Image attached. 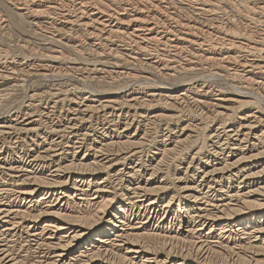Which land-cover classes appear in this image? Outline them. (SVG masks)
Instances as JSON below:
<instances>
[{
    "label": "bare ground",
    "instance_id": "1",
    "mask_svg": "<svg viewBox=\"0 0 264 264\" xmlns=\"http://www.w3.org/2000/svg\"><path fill=\"white\" fill-rule=\"evenodd\" d=\"M5 1L23 5L18 9L37 20V27L52 35L54 42L75 40L74 50L88 57L66 62L60 50L61 55H51L40 65H26L23 60L0 66V93L19 89L18 83L33 75L68 76L71 71L91 79V90L100 95L74 98L58 87L33 92L12 114L0 115V184L15 191L13 200L10 192L0 191V264H206L216 247L230 242L237 249L233 260L242 262L245 255L240 249L247 241L253 253L250 260L261 262L264 185L254 187L264 182V170L252 171V161L264 151V116L249 108L230 119L228 102L243 105L244 101L207 82L184 85L182 74L204 76L215 69L214 73L238 79L243 93L249 89L264 95V36L253 42L256 35L238 32L239 36L235 30L206 25L192 12L182 15L187 5L202 18L216 14L218 3L207 0ZM224 2L234 4V0ZM250 6L243 14L255 24L257 13L264 14V3ZM167 47L175 51L169 57ZM152 55L157 59L151 60ZM124 60L135 66L147 60L144 65L172 82L151 90L140 83L121 94L128 85L153 78L142 76L134 66L121 70ZM154 101L161 104L156 109L150 104ZM189 101L203 111L207 108L206 113L211 111L217 123L205 135L207 150L200 146L183 176L176 177L178 196L169 198L167 176L160 174H167L176 155L197 147L195 133L206 127L202 121L193 124L184 112L166 113ZM209 106L217 108L212 111ZM185 116L188 122L181 127L178 119ZM154 126L165 128L149 154ZM72 150L71 161L64 164ZM82 151V157L76 158ZM146 154L148 160L143 159ZM91 166L93 170L87 171ZM99 171L105 173L103 177L97 176ZM242 210L246 216L240 214ZM150 237L157 239V245ZM182 241L183 246H178ZM175 253L182 256L171 262ZM192 253L198 258L188 263Z\"/></svg>",
    "mask_w": 264,
    "mask_h": 264
},
{
    "label": "rangeland",
    "instance_id": "2",
    "mask_svg": "<svg viewBox=\"0 0 264 264\" xmlns=\"http://www.w3.org/2000/svg\"><path fill=\"white\" fill-rule=\"evenodd\" d=\"M3 1V2H2ZM175 0H173V2H174ZM243 1V2H242ZM176 2V4H178V0H176L175 1ZM174 2V3H175ZM207 2H211V3H218L217 5V9H216V11H215V13L216 14H213V15H206V17H205V15H203L204 17L202 18V15L201 16H197V15H195L194 14V12H195V10H190V6H186V12L184 11V10H182V15L183 16H185L186 14V16H189V14H191V12H192V16L194 15V16H196V18L199 20V22L200 21H202V22H204L205 21V23H206V25L207 24H209V25H219V26H221L222 28H224L225 30H230V31H232V30H235L234 32H235V34H237V35H241V34H238V32H240V33H242V35H243V32H244V35H246V36H249V35H252V36H255V38L256 39H258L259 37L261 38L262 36H264V25H263V23H262V21H264L263 19H264V14L263 13H257V15H256V18L258 19L257 20V22H255V24L254 23H251L250 21H248L247 19H245L246 17L244 16V14L243 13H246L245 12V9H247V7H248V5L250 6H252V7H254L255 5H260V4H262V3H264V0H234V4H232L231 5V7H230V5L229 4H225V2H224V0H207ZM236 2V3H235ZM22 3V2H21ZM223 3V4H222ZM255 3V4H254ZM258 3V4H257ZM242 4H244V5H242ZM16 5H18V6H16ZM20 6V7H19ZM173 6V5H172ZM222 6V7H221ZM227 6V7H226ZM233 6H235V7H233ZM236 6H237V8H236ZM250 6V7H251ZM18 7L19 8H21V7H23V5L21 6V4H10V3H8L7 1H5V0H1L0 1V66H2V68H3V65H5L4 67H10V65L11 64H19V63H22L23 62V60H24V62L23 63H25L26 62V65L29 63V64H32V65H40V63L41 64H43V62H45V61H50L49 59H50V57H51V55H61V51H63V53H64V55H63V57H64V59H66L65 61L66 62H73V60H74V62L75 61H82L83 60V56L85 57H88V54H83V53H78V52H76L74 49L75 48H73L72 46H74L75 45V40H69V41H67V40H64V41H58V42H54V39H53V37H51V36H48L47 34H46V32L44 31V30H42L41 31V29L42 28H40L39 27V25H38V27H37V20H32V18H27V15L24 13V11L23 10H21V9H18ZM181 7H184V5H181ZM187 7H188V9H187ZM229 7V8H228ZM239 7V8H238ZM17 8V9H16ZM220 8V9H219ZM224 8V9H223ZM226 8V9H225ZM241 8V9H240ZM233 9V10H232ZM238 11H237V10ZM180 10H181V8H180ZM190 10V11H189ZM220 10V12H218ZM223 10V11H222ZM224 10H226V13L228 14V15H226V13H223L224 12ZM229 10V11H228ZM235 10V11H234ZM232 11V14L230 13ZM244 11V12H243ZM23 13V14H22ZM189 13V14H188ZM240 13V14H239ZM242 13V14H241ZM220 14V15H219ZM224 14V15H223ZM262 14V15H261ZM222 15V16H221ZM241 15V16H240ZM214 16H215V18L216 19H214ZM218 16V17H217ZM234 16V17H233ZM263 16V17H262ZM209 17V18H208ZM211 17H212V19H211ZM232 17V18H231ZM3 18H5V19H3ZM200 18V19H199ZM221 18H223V19H221ZM229 18V20H227ZM230 18H231V20H230ZM2 19H3V22H2ZM26 19V20H25ZM203 19V20H202ZM205 19V20H204ZM218 19H219V21H218ZM225 19V20H224ZM260 19V20H259ZM5 20H7V21H5ZM30 20V21H29ZM32 20V21H31ZM41 20V22H42V20H44V19H40ZM214 20H216V21H214ZM221 20V21H220ZM227 20V21H226ZM240 20V21H239ZM34 21V22H33ZM210 21V22H209ZM212 21V22H211ZM213 21H214V23H213ZM222 21H223V23H222ZM226 21V22H225ZM237 21V22H236ZM261 22V23H259V22ZM4 22H6V23H4ZM31 22V23H30ZM201 22V23H202ZM208 22V23H207ZM235 24H234V23ZM44 23V22H43ZM205 23H203V24H205ZM260 24V26H259V24ZM3 24H5L4 26H3ZM32 24V25H31ZM39 24V23H38ZM228 26H227V25ZM242 24V25H241ZM244 24V25H243ZM258 24V25H257ZM257 25V26H256ZM261 25H262V27H261ZM31 26V27H30ZM34 26V27H33ZM226 26V27H225ZM245 26V27H244ZM247 26V27H246ZM36 27V28H35ZM229 29H228V28ZM231 27H232V29H231ZM234 27V28H233ZM260 27V28H259ZM40 28V29H39ZM236 28V29H235ZM256 28V29H255ZM37 30V32H39V33H35L36 32V30ZM254 29V30H253ZM262 29V30H261ZM252 30V31H251ZM258 31H260V32H258ZM42 32V33H41ZM233 32V31H232ZM233 32V33H234ZM245 32H247V33H245ZM254 33V34H253ZM261 34V35H260ZM241 35V36H242ZM258 35V36H257ZM50 38H52L53 40H51ZM47 39V40H46ZM50 40V41H49ZM253 42H257V41H259V39L258 40H252ZM52 42H54L53 44H52ZM63 43V44H59V43ZM44 43H47V44H44ZM50 43V44H49ZM66 45H65V44ZM59 45V46H58ZM84 45V44H83ZM84 47L85 48H87L86 47V45H84ZM162 48H163V46H161ZM52 48H54V49H52ZM60 48V49H59ZM168 48V51L165 53L168 57L169 56H171V55H173L174 53L173 52H175L174 51V49L172 48V47H167ZM172 48V49H171ZM51 49V50H50ZM56 49H57V51H56ZM170 49V50H169ZM54 50V51H53ZM61 50V51H60ZM173 50V51H172ZM53 51V52H52ZM56 51V52H55ZM60 53H59V52ZM52 52V53H51ZM171 52V53H170ZM49 53V54H48ZM58 53V54H57ZM46 55V56H43V55ZM83 54V55H82ZM49 55V56H48ZM38 56V57H37ZM42 56V57H41ZM154 56V57H153ZM31 57H32V59H31ZM37 57V58H36ZM85 57V58H86ZM149 57H151L150 59L151 60H155V59H157L156 57H155V55H152V56H149ZM33 58H35V59H33ZM43 58V59H42ZM46 58V59H45ZM81 58V59H80ZM16 59V60H15ZM27 59H28V61H27ZM79 59V60H78ZM12 60V61H11ZM22 60V61H21ZM86 60V59H85ZM148 60V59H147ZM147 60L145 61L144 60V62L142 61V63L141 64H139L138 66H135V65H133V64H131V63H129V62H127V61H125L124 60V64L122 63V68H120L121 70H123L124 69V71H130L131 70V68L134 66V68H136L137 70H138V72L139 73H141V75L143 76V75H152V77L153 78H151V80H149V79H146V78H144L145 80H147L146 82H144L145 80L144 79H141V80H143V81H141V80H138L135 84H132L131 86H127V88L125 87L123 90L121 89L120 91H119V93L121 92V94H123V92H124V94L130 89V88H132V87H139V86H141L142 84H143V86H144V89H145V87H147L146 89L147 90H151V89H155L156 87H158V86H162V84H164V85H167L166 84V82L168 81H166V78L164 77L163 78V75L160 73H157V72H155L154 70L152 71V69H150V68H148V66H146V65H144L146 62H147ZM15 61V62H14ZM19 63H18V62ZM34 61V62H33ZM40 61V62H39ZM86 61H88V59L86 60ZM141 65H143L142 67H141ZM147 67V68H146ZM140 68V69H139ZM145 69V70H144ZM151 71H150V70ZM133 70H135V69H133ZM145 71V72H144ZM210 71V72H209ZM208 72H205V73H203L204 74V76L202 75H199V76H197V77H195V74H188L187 76H183V74H182V77H186L187 79H188V77L190 78V77H193V80H192V82L193 83H191V81H189L190 79H186V78H183L182 80H184L185 81V83H184V85H197V83H205V82H207V85H209V86H213V87H216V89H219L220 87H221V89L220 90H222L223 92H224V94L226 95L227 94V96L228 97H231V98H235V99H237V100H242V101H244L245 103H243V105H240V104H238L236 101H229L228 103H229V105H230V108L228 109V110H226L227 111V113H229L230 114V119H234L235 117H238V115H240L241 114V112H243L244 110H246V109H249V108H254V110H259V112H256L258 115L259 114H261V115H263L264 116V95L259 91V93L260 94H258V92L256 93V91H252V90H246L247 92L245 93H243V90H241V88H242V85L238 82V79H234V78H230V79H228L227 77L228 76H226L225 75V73H214L215 72V69L214 70H209ZM214 71V72H213ZM71 73V74H70ZM151 73V74H150ZM153 73H156V74H153ZM210 73H212L213 75H211ZM66 74H68V73H55V74H51V75H49V76H36V75H33L32 77H30L29 79H27V80H23V81H20L19 83H18V85H19V89L17 90V89H14L13 91L12 90H7L6 91V93L5 92H1V93H4L5 95H0V103H1V105H0V115L3 117V116H8V115H10V114H12L14 111H16L15 109H17V107L19 108L21 105H24L25 103H27V101L29 100V97H30V95L29 94H32L33 92H43V91H49L50 89H56V88H62L63 89V91H65V93H67V95H69L70 97H76V96H93V97H97V96H99L100 94L98 93V92H95V90H91V89H94V87H93V84L92 83H90L91 82V79L89 80V79H84L83 78V76H81L80 74H75V72L73 73V72H69V75L67 76ZM157 74H159V75H157ZM52 75H54V76H52ZM56 75H61V76H59L58 78H56L57 76ZM78 75V76H77ZM191 75H194V76H191ZM208 75H211V76H209L208 77ZM219 77H218V76ZM221 75H223V76H221ZM34 76H36V77H34ZM66 76V77H65ZM77 76V77H76ZM158 76V77H157ZM214 76V77H213ZM52 77V78H51ZM78 77H80V78H78ZM201 77H203V78H201ZM213 77V78H212ZM221 77V78H220ZM223 77V78H222ZM44 79V80H46V81H44V80H42V79ZM73 78V79H72ZM76 78V79H75ZM78 78V79H77ZM82 78L85 80H82ZM160 78V79H159ZM205 78V79H204ZM219 78V79H218ZM228 79V81H227V79ZM67 79V80H66ZM154 79H155V82L157 81L158 83H153L154 82ZM157 79V80H156ZM162 79V80H161ZM181 79V78H180ZM179 79V77H178V80H180ZM223 79V80H222ZM235 81H234V80ZM34 80V81H33ZM38 80H40V81H38ZM62 80V81H61ZM82 80V81H81ZM86 80H88V81H86ZM126 79H124V86H126L125 85V83L126 84H128L127 82H128V80L127 81H125ZM153 80V81H152ZM164 80V81H163ZM199 80V81H198ZM206 80V81H205ZM210 80V81H209ZM37 81V82H36ZM64 81V82H63ZM152 81V82H151ZM177 81V80H176ZM221 83V81L223 82V83H219V82ZM33 82V83H32ZM39 82V83H38ZM147 82H149V84H147ZM152 84H151V83ZM163 82V83H162ZM169 82H172V80L171 81H169ZM169 82H167V83H169ZM209 82H210V84H209ZM213 82H215V83H213ZM216 82H218V84L216 83ZM238 82V83H237ZM23 85V86H21V84ZM24 83V84H23ZM31 83V84H30ZM36 83V84H35ZM61 83V84H60ZM68 83H70V84H68ZM89 83H90V85H89ZM140 83H141V85H140ZM189 83V84H188ZM196 83V84H195ZM30 84V85H29ZM47 84V85H46ZM68 84V85H67ZM138 84H139V86H138ZM157 86H156V85ZM39 85V86H38ZM54 85H55V87H54ZM61 85V86H60ZM64 85V86H63ZM66 85V86H65ZM74 85V86H73ZM92 85V87H90ZM136 85V86H135ZM216 85V86H215ZM218 85V86H217ZM223 87H222V86ZM233 85V86H232ZM53 86V87H52ZM33 87V88H32ZM39 87V88H38ZM42 87V88H41ZM78 87V88H77ZM151 87V88H150ZM77 90H76V89ZM81 88V89H80ZM34 89V90H33ZM66 89L68 90V91H66ZM71 89V90H70ZM16 90V92H14ZM73 90V91H72ZM80 90V91H79ZM82 91V92H81ZM28 92V93H27ZM74 92V93H73ZM0 93V94H1ZM8 93V94H7ZM79 93V94H78ZM11 94H12V96H11ZM82 94V95H81ZM8 95V96H7ZM1 96H3L2 98H4V97H6V98H4L3 100H1L2 98H1ZM28 100H27V99ZM10 100V101H9ZM23 100V101H22ZM25 100V101H24ZM8 101V102H7ZM22 101V102H21ZM246 101L248 102V103H246ZM3 102H4V104H3ZM6 102V103H5ZM230 102H232V103H230ZM252 103V104H251ZM20 104V105H19ZM152 106H153V108L154 109H156L157 108V106L159 105H161V104H159V103H157V102H152V103H150ZM193 104V105H192ZM157 105V106H156ZM188 105H189V107H188ZM192 105V106H191ZM195 105H196V108H195ZM228 105V104H227ZM251 106V107H246V106ZM3 106V107H2ZM182 107V108H181ZM178 110H177V109ZM170 107L169 108V112H166V113H168L169 115H173L174 113H180V112H184L185 114H189L192 118H193V120L194 121H192V120H190V121H192V123L193 124H195V123H197V122H200V121H202L201 123L203 124V125H205L206 127H204V128H199V129H197V133H195V134H198V139H195V145L197 146V147H195V148H191L190 147V150L189 149H187L184 153H179L180 155L178 156V157H174L175 158V161H174V159H173V161L171 162V165L169 166V168H168V171H167V174H166V172L165 173H161L160 174V178L161 177H165V176H167V177H165V181L166 182H168V189L166 190V196H168L169 198L170 197H172V195H176L177 194V196H178V193L179 192H177V190H178V187H176L178 184H179V182H177L176 181V177H178V176H183V172L185 171V169H186V167L188 166V163L191 161V158H192V156H193V154L195 153V152H197L198 151V149L200 148V146H202L203 147V151H206L207 149L205 148L206 147V143H207V138L205 137V135L208 133L209 134V126H211V125H213L214 123H217V121L216 122H213V119L211 118V117H213V114H212V112L210 111V112H208V113H206V111H207V108H205V112L202 110L203 108H202V106H199V105H197V104H195L194 102H191V101H189V103H186L185 105L183 104V105H181V106H177V107ZM189 108V109H188ZM217 107H214V106H212V107H210L209 106V110H212V111H214L215 109H216ZM238 108V109H237ZM153 109V110H154ZM173 109V110H172ZM183 111H182V110ZM198 109V110H197ZM221 109V108H220ZM157 110H159V109H157ZM178 112H177V111ZM181 110V111H180ZM192 110L194 111V112H192ZM200 110H201V112H200ZM193 113H191V112ZM203 111V112H202ZM188 112V113H187ZM191 113V114H190ZM203 113V114H202ZM196 114V115H195ZM205 114V115H204ZM209 114H211V115H209ZM232 114V115H231ZM180 115V114H179ZM206 116V117H205ZM209 116V117H208ZM229 116V115H228ZM171 117V116H170ZM186 118H180V119H178L179 121L177 122L178 123V125L179 126H183V125H186V123L188 122V121H184V120H187V118H189L188 116H185ZM196 117V118H195ZM226 116H224V117H221V119H224ZM215 118V117H214ZM220 118V117H219ZM217 120H220V119H218L217 118ZM204 123H206V124H204ZM217 125V124H216ZM208 126V127H207ZM165 127L163 126V127H157V126H154L153 128H152V130H151V136H152V146L150 147V148H147L148 149V153L149 154H151L152 152L151 151H149V149L150 150H154L155 148H153L154 146H153V143L155 142V140L158 138V140L159 139H161V137L159 136V135H161L160 133V131H163V129H164ZM191 130H193V128L191 129ZM191 132V131H190ZM192 133H194V132H192ZM197 136V135H196ZM194 139V138H193ZM188 140H192V139H188ZM187 145H192L191 144V141L189 142V141H187V143H186ZM21 151V152H20ZM19 152L20 153H22V150L21 149H19ZM74 152V150H72V152L69 154V157H68V161L67 162H65L64 164H67L68 162H70L71 161V159H72V156H73V153ZM84 154V151H82V152H80L79 154H77L76 155V158H79V157H82V155ZM149 154H146V156L143 158V159H145V160H148L149 158H150V156H149ZM250 154V153H249ZM14 157H15V155H14V153L12 154ZM17 158V157H16ZM201 158L202 159H205L204 158V156L202 155L201 156ZM20 161H22V160H20ZM252 164H255L254 165V167H253V169H252V166H250L249 168L250 169H252V171H263L264 170V151H262V153H258L257 155H256V157L253 159V161H252ZM181 167V168H180ZM92 169V166L91 167H89V168H87V171H90ZM78 170H80V171H82L81 169H78ZM93 170V169H92ZM45 173H49L48 172V170L45 172ZM98 174V175H97ZM96 175L97 176H99V177H103V175L105 174L103 171H99L98 173H97ZM46 175V174H45ZM89 175V174H88ZM165 175V176H164ZM145 177H147V174H145L144 175V178ZM87 178H90L89 176L87 177ZM73 181V180H72ZM263 186L264 185V182L262 183V184H258V185H256L254 188H256V187H259V186ZM260 186V187H261ZM3 188V189H2ZM8 188V189H7ZM10 188H11V186H8V185H6L5 183H2V184H0V191H5V192H10ZM174 190V191H173ZM179 191V190H178ZM15 193V191H12V192H10L9 193V196H11V194H14ZM170 193V194H169ZM14 195H12L11 196V200H13L14 198ZM39 197V195L37 196V198ZM167 197V198H168ZM183 201V200H182ZM27 203V202H26ZM175 207H177V203H178V199L176 198L175 199ZM185 207V206H184ZM240 214H242V215H245L246 216V214L244 213V210H242L241 211V213ZM264 219V218H263ZM168 226V225H167ZM207 229H209V227H207L206 228V230ZM205 230V231H206ZM152 237H150V238H148V240H150V241H153L154 242V244L156 243V245H157V239L155 238V239H151ZM155 240H156V242H155ZM159 240V239H158ZM153 242H152V244H153ZM185 241H182L181 243L179 242V244H178V246H183V243H184ZM236 243H239V241H236ZM235 244V243H234ZM249 246V244H248V241L247 242H245L244 243V249H247V250H244V249H240V250H243L242 251V254L243 255H245V258H244V260H242V262H240V261H238V262H236L235 260H233V257H234V251L236 250L237 251V249H235L234 248V246H233V244H231V242H230V244H227L226 246H225V244H223V246L222 247H216L212 252H211V256H209V258H208V260H207V262H205L206 264H242L243 263V261H244V263L243 264H252L253 262L250 260V256L253 254L252 253V249H250V248H248L247 246ZM240 246V245H239ZM229 247V248H228ZM224 248V249H223ZM228 248V249H227ZM231 248V249H230ZM234 248V249H233ZM239 248V247H238ZM249 249V250H248ZM227 250V251H226ZM222 251V252H221ZM224 251V252H223ZM254 251V250H253ZM220 254H219V253ZM232 252H233V254H232ZM245 252V253H244ZM220 255L219 257H218V255ZM176 254V253H175ZM182 253H177L176 255H173L172 256V258L174 259V260H172L171 262H174V261H177L182 255H181ZM223 254V255H222ZM230 254V255H229ZM248 254V255H247ZM186 255V254H185ZM250 255V256H249ZM193 256V257H192ZM216 256V257H215ZM230 256V257H229ZM30 257H32L31 255H30ZM191 257V258H190ZM194 257H196V258H198L197 256H195V253H192L191 255H189L188 256V258H187V260H188V263H192L194 260H195V258ZM211 257L213 258V259H211ZM215 257V258H214ZM223 257V258H222ZM224 257H226V258H224ZM259 257V259H263V260H261V262L259 261L257 264H264V253H262V255H260V256H258ZM194 258V259H193ZM247 258L249 259V261L247 260ZM193 259V260H192ZM210 259H211V261H210ZM224 261H223V260ZM227 261H226V260ZM246 260V261H245ZM231 261V262H230ZM209 262V263H208ZM211 262V263H210ZM236 262V263H235ZM252 262V263H251ZM254 264V263H253Z\"/></svg>",
    "mask_w": 264,
    "mask_h": 264
}]
</instances>
